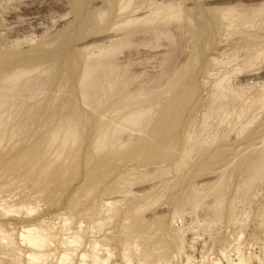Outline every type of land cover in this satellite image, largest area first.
<instances>
[{
    "label": "rangeland",
    "instance_id": "rangeland-1",
    "mask_svg": "<svg viewBox=\"0 0 264 264\" xmlns=\"http://www.w3.org/2000/svg\"><path fill=\"white\" fill-rule=\"evenodd\" d=\"M0 1H2V4L0 3V6L2 5V10H0V33L2 32L5 35L0 36V44H10L16 39L23 41V38L25 39L27 36V31L25 33V31L21 30L22 28L16 29L17 27H15V24L13 23L14 21H17V17L19 15V19H28L33 16H43L50 18L58 17L71 12L69 20L72 21V23L68 28L62 31L63 33L61 32L62 34L59 40L52 48H48V50L45 51V54H49H46V56L48 58L50 56V59L53 61L55 60L54 62L58 61L55 63L54 70L48 74V83L53 84L54 81L61 77V75H63L62 77L64 80L68 79L69 81H67V86L62 91L59 90L60 93L58 92L60 100L66 98L68 95L73 96L72 93H74L75 97L77 96L76 98H78V91L76 90L75 85L79 76L80 57L78 55L77 48L80 45L82 46L83 42L88 43L95 40L92 38L96 37V35H99V31H102L101 27H99L97 30H94L91 27L89 28L86 24H83V18L85 15L87 16L88 11V8L86 7L87 5H83L84 3L88 2V0H31L28 2L18 0L14 2L10 1V5L8 4V0ZM5 1L7 2L5 3ZM215 1L217 0H187V3L189 2L187 6L194 5L196 7V10H194L200 14V16H198V14L196 16L195 13H193L195 12L194 10L191 12L195 22L194 27L190 28L188 31L189 35L187 34V36H185V34L179 33L177 35L174 32V42L173 38L170 42L169 38L163 37L166 39L161 38V42L159 39L157 43V46H166L172 43L174 46H172V48H174L172 50L173 53L174 50H176V55L171 54L172 57L174 55V57L171 58L172 60L170 59L169 61L167 59V64L165 63L166 60L163 61L162 64V67L165 65L164 67L166 68L170 64L169 68H172V71L169 68L164 69V67L161 69L166 70L167 72L169 70V73L171 72V79H169L168 76L170 81H178V86L172 87L171 90L173 92L170 94L169 98H175L176 96L183 93L185 96V94H189L192 90H200V93L202 91V80L205 79L207 76L206 73L209 72L207 71L209 69V64L212 65L209 62V59L211 58L210 56L213 57L211 54L213 53L214 48L212 39L214 29L202 24L206 21L212 20L213 16L216 14L214 11H210L208 9ZM218 1L217 2L220 3V1L223 2L224 0ZM244 1L247 2V0ZM217 2L214 4L216 5ZM27 4H31L32 7L28 9L25 7ZM206 4L210 5L207 6ZM80 5H82L81 8L83 7L84 9L83 15H78ZM7 26L10 28H7ZM2 30H5V32ZM40 34L41 31L36 32V35ZM7 36L10 37L9 40L11 39L13 41L10 40L11 42H6L8 39ZM23 43L20 44L22 49L28 50L27 48L29 46ZM155 43L156 42L152 44ZM157 46L150 45L146 49L148 51H152ZM141 52L146 53L144 51ZM145 56L146 54H143V58L147 59L148 57ZM168 57L164 58L166 59ZM141 58L142 55L139 56V61H137V63L140 62L139 64L142 67H138L139 64L135 65V68L133 67L134 71L140 69L137 71L138 75L142 72V74L137 77L140 79L135 78V80L134 77H131V75H126L122 79V81L126 83V87H124L123 92H126L127 90L131 91L129 89L134 90V88L136 89L138 86L143 87L145 85V90L147 88L151 89V87L152 89L155 88L157 83L155 82L154 77H156V75L159 73L162 59H148L146 60V63L144 62L145 60L143 58V60H141ZM174 58L177 59L175 60ZM180 63H185L183 64L185 66V70L184 68L182 69L183 71L181 69L177 70L175 74V66L179 65ZM261 63L262 62L250 68H253L252 70L257 69L258 72L257 70L255 72L258 73V76L264 75V63H262L263 67L260 65ZM146 65L147 67H145ZM136 66L138 69H136ZM143 66L145 68H143ZM215 66L213 68L210 67L209 70H215ZM229 66L230 65H228V67ZM143 69H145V71ZM252 70L249 71L248 69L249 72H254ZM61 72L65 73L61 74ZM244 72L247 74L249 73L247 70ZM246 73H244L241 77H243ZM174 74L175 78H173ZM236 76H233L231 80L233 84L237 83L236 81L238 79ZM234 78L236 81H234ZM166 79L167 77L163 78L162 81L159 82L161 86L165 85V90H160L159 95L164 94L167 89L170 88V86L168 88L170 82L168 83V79ZM165 83H168V85ZM130 86L137 87L131 88ZM149 90L147 89V91ZM55 91H57L56 88L52 90V92L56 94ZM198 91L195 92L194 99L196 94H199ZM50 95L51 93L48 94V96ZM137 102L138 101H136V103ZM86 107L87 106H83V104L79 102L78 113L84 114L86 112L87 115H90L91 109ZM185 108L186 109L180 116L181 119L179 118L178 122H167V125L165 126L166 130L164 129L165 131L163 130L161 133H158V136L155 133L152 135V131L149 129L147 130V133L145 132L144 138L141 137L143 135H139L141 132L140 130H136V132L134 131L136 135H139L137 137L135 134H133V132H131L133 131V129H131L129 134H132H130V136L135 135L137 138L134 136V139H140L139 141L136 140V142H138L137 144L134 143L135 140L133 139V143L131 142L132 145L130 144L128 147H125V149L123 148V150L118 149L115 151H106L104 153H96V155L93 153L90 147L92 122H86L84 120L85 122H80V135L77 137L78 139L74 149H72L73 151L71 150L72 153L70 158H67L65 155L64 158L58 161L55 159V156H52L50 161H53L52 159L56 161H53L54 164L51 166V168H48V170L46 169L43 171V173L41 171L44 168L43 165L46 164L45 160L40 164L38 159L41 158V153L44 152L46 149H44V147H46V143L50 140V136L48 135L49 133H46L49 131L50 125L46 122V125L44 126V120L39 121L40 123L33 122V125L31 122H29L30 126H28V123L22 130L26 129L27 131V128H30L31 125L32 129L27 131L26 134L24 131L23 135V131L21 130V133L19 131L17 134L21 135L16 136V134L15 138L13 136L14 139L12 138L11 142L9 140L10 135L8 133L5 137L6 139L3 141L4 143L0 145V186L6 185V187L2 186L0 188V224L5 227L8 233L10 231V237H12L14 240L16 239V243H19V248L22 249V252L20 251V255L15 252L8 257L0 255V264H29L28 259L26 256H23L22 253H29L32 252V250L22 243L24 241V237L21 236L23 234V230L37 226L39 227L37 231H39L42 230V228H40L42 226L44 229H49V231L55 229L54 232L56 233H59L62 229L61 233L63 234L64 229L67 230L69 226H71L69 228L73 229L79 224L82 225L81 229L84 228L86 233H84L82 230L80 231V238H72L71 241H69L72 242L73 240H77L78 244L80 245L84 243L81 248H79V253H83L86 249L85 246L89 247L90 242L94 241V239L96 241L105 238L102 243L103 245L107 246L101 247L103 250L100 249L101 251L99 252V255L100 258H104L103 260H107V264H188L189 261H191V264H264V182L261 181V183H257L256 185L257 181L255 180L256 182L255 185L253 184V190L249 188L252 187L250 184L248 188L251 189V192H249V196L247 195V197H245V189L247 186H244L245 188L242 187V190H245L243 192L240 190V183L243 178L247 176V174L244 173L242 169H233V172H231L230 168L228 172L225 173L227 176V183H229L224 185V187L227 188V190L224 188L226 190L225 194L227 200H225V208L223 209L224 211L222 213L223 215L221 214L220 216H218L216 210L211 207V204L214 200L209 196L207 198L206 192L204 193V196L207 199L204 197L201 204L196 208L190 204L191 201L188 199L192 195V192L200 193L201 191L200 195L203 194V182H205V180L207 181L209 179L213 180L214 178H217V175L220 174V170L218 171L220 165L230 160L233 161L234 158L235 160L233 162L237 164L242 157L249 153V148L251 149H249L250 152L252 151L253 153V149H257V147L261 145L260 140L248 142L245 138H248V135H256L255 131L261 130L258 129L260 128L258 126H260L259 124H262L264 120V118H262L264 116V110H261V115H257V119L254 121L255 123L253 122L252 126L248 128L246 132L247 136H244V134L243 137H238L236 140L237 137L232 133L233 135H230L228 137L229 140L227 139L226 141L228 144L222 140L218 143L215 142L217 144L216 145L213 141L214 135L205 134L209 137L211 135L212 139L206 137L209 141V145L202 144V147H200L199 144H194L193 146L197 147V150L200 148V151L196 153L194 150V152H192V156L194 157L191 160H186V164L181 165L182 169L180 167L177 169L175 168L176 165L174 164H177L183 159L182 155L185 153H183V151L185 148H187L186 140L188 136L186 135H191L193 131L195 134H193L194 136H191L196 138L197 132L196 130H193V126H195V129H197L199 125V120L195 123H190L192 117L191 115L193 113V109H190V104H188V107ZM259 118L262 119L258 120ZM216 121L217 120H215V123L218 125V122ZM213 122L214 120L212 121L211 125H213V127L217 126ZM192 124L193 126H191ZM189 125L193 129L190 128ZM225 126L226 125H224V127ZM262 126V130H264V126ZM40 127L42 129H40ZM171 127L172 129H170ZM188 127L192 129L190 130L191 132L188 131ZM224 127L222 128L221 126L220 128L224 129ZM152 128L153 127H151V129ZM35 130L37 134L35 133ZM186 132L189 133L187 134ZM129 134L126 135L128 136ZM7 138L9 141H7ZM142 139H144V141H142ZM13 141H15V143ZM220 143H226L223 144V146L225 145L226 148L230 146V150L228 148L226 149L225 147L222 149L220 147ZM14 144H16V146ZM212 145L214 146L213 149L211 148ZM207 149H211V151L206 154L205 151ZM217 149L219 151L214 152L217 151ZM28 153L30 155H28ZM51 154L52 152L50 151L49 156H51ZM64 160L67 161L65 162ZM159 164H163L161 165L162 168L160 167V170L158 168L160 166ZM164 164L167 165L168 168L164 167ZM156 165H158V167ZM156 167L157 169H155ZM161 169H163L162 173ZM214 170H216V172H214ZM120 173L123 174L120 175ZM212 174H214V176ZM126 180H128V182L131 184L130 186L123 183ZM153 182L156 183L157 186ZM121 185L125 186L124 188L126 189L129 188L130 190L134 191L147 189L146 187H150L151 185H155L156 188L148 192L149 195L146 194L144 196H138L137 198L134 197L131 199V195L125 197L122 193H118V191L123 189ZM195 189L198 192H196ZM159 193L161 194L159 195L160 197L157 195ZM13 194L15 196L14 199H12ZM154 194L157 195V198L156 196L154 197ZM9 195L11 196L9 197ZM150 198L154 201H152ZM155 198L157 200H155ZM5 199L6 201H4ZM114 200L116 202L115 207V204L111 206H103L104 202H114ZM232 200L238 204L237 206L240 211L247 213L244 215V218H242L243 221L238 224L230 223V221L228 222V204L232 202ZM121 201H125V203L122 204ZM4 203L5 205H3ZM126 203L128 204L126 205ZM148 203L153 204L150 205ZM8 204L9 206H6ZM118 204L120 205L118 206ZM140 204H145L147 206L145 207L146 209L134 214V209L137 208V206H140ZM110 207L115 208L116 211H113L115 214L112 212L114 218L109 221L107 220L108 217L105 211L106 209L110 210ZM181 207L183 209L182 213H180L182 211ZM192 208H194V210ZM206 209L209 210L207 211ZM43 221H45L44 224H41ZM122 223H126L123 225V227L125 226L124 228L122 227ZM50 224L54 226V229L52 228V225L49 226ZM54 232L53 234L58 235ZM82 232L84 234H82ZM238 235H241V237ZM59 237L60 236L58 235V239ZM64 239H66V237H64ZM236 239L239 240L237 241ZM50 243L52 244H50V247L47 250L50 253L52 252L53 255L49 257L50 260H47L46 264H55L56 259L61 252L60 250H63V248L60 246L58 248L59 241H56V239H54V242L53 240L52 242L50 241ZM73 243L74 241L71 244ZM78 244L74 246L72 245V247H78ZM87 250L89 249H86V251ZM89 255L90 254H88V256ZM91 257L92 255L88 257L87 264L89 263ZM15 258L17 261H14ZM77 261H79L78 257H76L75 263H77Z\"/></svg>",
    "mask_w": 264,
    "mask_h": 264
},
{
    "label": "bare ground",
    "instance_id": "bare-ground-1",
    "mask_svg": "<svg viewBox=\"0 0 264 264\" xmlns=\"http://www.w3.org/2000/svg\"><path fill=\"white\" fill-rule=\"evenodd\" d=\"M8 1L9 4L10 1L14 2L18 0ZM20 1L28 2L31 0ZM1 2L2 1H0V3ZM6 2L7 1H5V3ZM218 2L216 5L212 3L213 5L211 4L212 6L208 8L210 11H214L217 15L215 14L212 20L206 21L202 24L214 29V33L212 36L214 48L213 53L211 54L213 55V57H209V62L212 65L215 64L218 68L214 65L216 69L214 68L215 70H209L212 66L209 64V69L207 70L209 72L206 73L207 76L205 75V79L202 80V91L200 93V90H197L199 94H196V97H198H195V99L194 94L197 91L193 90L189 94H185V96L183 95V93L176 96L175 98H169L170 94L173 92L171 90L172 87L178 86V81H170L169 79H171V72L169 73V70L167 72L166 70L161 69H163V67L165 66L164 65L162 67L163 61L166 60L165 63L167 62V59L170 61V59L174 57V55L172 57L171 54L176 55V50H174L173 53L172 50L174 48H172V43H167L168 45L166 46H157L159 39L161 42V38L166 37L169 38L171 42V39L174 37V32L177 35L179 33L185 34V36H187L189 29L194 27L195 21L191 15V12H193L196 7L194 5L187 6L189 3H187V0H88V2L84 3L83 6L87 5L86 7L88 8V11L87 16L85 15V17L83 18V24H86L89 28L91 27L94 30H97L99 29V27H101L102 31H99L100 33L97 32L99 33V35H96V37L92 38L95 40L88 43L83 42V45H80L77 48L78 55L80 57L79 76L75 85V88L78 91V98H76L77 96L75 97V94L72 93L73 96L68 95L66 96V98L61 100L59 98V90L62 91L67 86V83L69 81L68 79L64 80L62 77L63 75H61V77L54 81L53 84L48 83V74H50L52 70H54L55 63H57L58 61L54 62L55 60L53 61L52 59H50V56L48 58L46 56L47 53L45 54V51H47L50 47L52 48L56 44V42L61 37V34L63 33L62 31L68 28L72 23V21L69 20L71 12L68 11L69 13L65 15L50 18H46L43 16H33L28 19H23L22 17V19H19V15L17 17V21H14L13 23L15 24V27H17L16 29L22 28L21 30L25 31V33L27 31V36H24L25 39L23 38V41L19 39L13 41L10 39L13 42H11L9 40L10 37L7 36L8 39L6 42L10 41L11 43L0 44V145L4 143L3 141L6 139L5 137L8 133L10 135L9 140L11 142L13 136L15 138V135L19 131L21 133V130L24 129L25 125H27L29 122H31L32 124L33 122L44 120V126L46 125V122L50 125L49 131L46 132L49 133L48 135L50 136V140L46 143V147H44V149L46 148V152L44 150V152L41 153V158L38 159L40 164L45 160L46 164L43 165L44 168L41 171L43 173V171H45L46 169L48 170V168H51V166L54 164L53 161H56L54 159H52L53 161H50V158L52 156H55V159H57L58 161L64 158L65 155L67 158H70V155L73 151L72 149H74V146L76 145L78 139L77 137L78 135H80V122H92L90 147L93 153H95L96 155V153H104L106 151H115L118 149L123 150V148L125 149V147H128L130 144L132 145L134 140V143L137 144L138 142H136V140L138 139L134 138L136 136L138 137L139 135H143L141 137L144 138L145 132L147 133V130L149 129L152 131V133L150 132L152 135H154L153 133H155L156 135L158 133H161L165 129L167 122H178L181 114L186 109L185 107H188V104H190V109H193L190 123H195L199 120L197 129H195V126H193V124L191 126H193L194 129L189 125L190 128L196 130L197 135L196 138H194L193 134H195V132L193 133V131L191 133V135L193 136L185 134L186 136H188L186 140L187 148L184 147L185 150H182L183 153L185 152V155H182L183 159L180 157L182 159L181 161H179L177 164H174L176 165L175 168H181V165L186 164V160H191L194 157L192 156V152H194V150L196 153L200 151V148L197 150V147L193 146L194 144H199L200 147H202V144L209 145V141L206 138L209 137V134L214 135V143L221 142L222 140L226 142L228 137L233 134H235V136L237 137L236 138L235 136H233L236 138V140L238 139V137H243L244 134V136H247L246 132L248 128H250L255 119H257V115H261V110H264V75L258 76V73L255 72L257 70L256 67V70H252L253 68L250 69L260 62L264 63V0H247V2L244 0H224L223 2ZM206 5L209 6L210 4ZM81 6L82 5L79 6L80 10L78 15H83L84 13V9L83 7L81 8ZM25 7L29 9L32 7V5L27 4V6L25 5ZM0 10H2V8ZM193 13H195L196 16L197 14L198 16H200V14L196 11ZM7 28L10 27L7 26ZM2 31L5 32V30ZM38 31H41L40 35H36V32ZM3 35L4 33L1 32L0 36ZM174 39L175 38H173V42ZM154 42L156 43L152 44ZM21 43L27 44L29 46L27 48L28 50H23L20 45ZM150 45L157 46V49L154 48L152 51H148L146 48H148ZM141 51H144L146 53H143ZM143 54H146L148 58L144 59ZM141 55L145 60L144 62H146V60L148 59H162L159 73L156 75V77H154L157 84L155 85V88L152 89L151 87L152 90L146 87L148 90L150 89L149 91H147V89L145 90V85L143 87L133 86L137 87V90L134 88V91L128 88L131 91L127 90L126 92H123L124 87H126V83L122 81V79L126 75H131V77H134L135 79L142 74L141 71V74L139 73L138 75L137 73V71H139L140 69L135 70L136 72L134 71V66L140 63H137V61H139L138 59ZM164 57L168 58L165 59ZM142 58L141 60H143ZM262 63L260 64L261 66L263 65ZM183 64L185 63H180L179 65L175 66V74L177 70H182L185 67ZM228 65L230 66L228 67ZM169 66H167V68H169ZM214 66H212L211 68H213ZM138 67L141 68L142 66H140L139 64ZM145 67H147V65ZM145 67L143 66V68ZM165 68L166 67H164V69ZM136 69H138L137 66ZM169 69L172 71V68ZM248 69L249 71L252 70L254 72H249ZM143 70L145 71V69ZM245 70H247V72L249 73L247 74L246 72H244ZM64 73L65 72H61V74ZM244 73L246 74L241 77ZM175 74L173 75V78H175ZM233 76H236L238 79L236 81V77L234 78V81L237 82L236 84H233L231 81ZM166 77L168 79V83H170L169 85L168 83L165 84L168 85V88L170 86V90L167 89L164 94L159 95V91L165 88V85L161 86L159 82ZM130 87L133 88L132 86ZM54 88H56L57 90L55 91L56 94L52 92ZM50 93L51 95L48 96V94ZM136 101L138 102L136 103ZM79 102L83 104V106H87L86 108L91 109L90 115H87L86 112L84 114L78 113ZM262 118H264V116ZM261 119L259 118L258 120ZM213 120V123H215V120H217L216 122H218V125L217 123H215L217 125L215 127L211 125ZM263 123L264 120L262 124ZM262 124H259L260 126L258 127L260 128L258 129L262 130ZM224 125L226 126L224 127ZM28 126H30V123ZM221 126L222 128L224 127V129H221ZM31 127L27 128V131L32 129ZM41 127L40 129H42ZM151 127H153V130L151 129ZM190 128L188 129L189 132H191L190 130H192ZM131 129H133V131H131ZM170 129H172V127ZM136 130H140L142 133L139 131L140 134L137 133L139 135H136L134 133V131L136 132ZM261 130H258L259 132L256 130V133L254 132L256 135H248V138H245L248 142L258 140L261 141V145L257 147V149H253V153L252 151L250 152L251 149L249 148V153L247 151L248 154L242 157L237 164L233 162L235 160L234 158L233 161L230 160L220 165L219 169L217 168L218 171L220 170V174L217 175L218 177L215 176L217 178H214L213 180H205V182H203L202 189L204 188V192H202V195H200L201 191L200 193L192 192V195L188 199L191 201L190 204L193 205L194 208L201 204L205 197L204 193L206 192L207 198L209 196L214 200L211 204V207L216 210L218 216L223 213V209L225 208V200H227L225 194L227 188L224 187V185H227L229 183H227V176L225 173L228 172L230 168L231 172H233V169H242L244 173L247 174V176L243 178V180L241 179V185L237 184L240 185V190H242V187L245 188L247 186V188L245 189L246 196L243 195L245 197H247V195L249 196V192H251V189L253 190V184L255 185L256 181V185L257 183H261V181L264 182V130ZM22 131V135L24 134V131L25 134L27 132L26 129ZM130 131L133 132V134H135L136 136H130V134H132H129ZM126 134H129V137ZM19 135L21 134H17L16 136ZM211 135L209 138H211ZM8 138L7 141H9ZM142 141H144V139H142ZM13 142L15 143V141ZM214 143L212 142L213 145ZM226 143L228 144V142ZM223 144H221L220 146L222 149H224L225 147V145L223 146ZM14 145L16 146V144ZM213 145L211 147L212 149L214 147ZM227 148L230 150V146ZM219 150L217 149V151L214 152H218ZM50 151L52 152L51 156H49ZM209 151H211V149H207L205 153L207 154ZM29 153L28 155H30ZM67 160L64 161L66 162ZM159 165V167L158 165L156 166L160 170V167L162 168L161 165L163 164ZM157 167L155 169H157ZM164 167L168 168L167 165H165ZM216 170H214V172H216ZM162 171L163 169H161V173ZM122 174L120 173V175ZM212 175L214 176V174ZM125 182H128V180H126ZM125 182L123 183L128 186L131 185L129 182ZM250 184L252 187L249 188L251 189L248 188ZM123 185H121L123 189L118 191V193H122L125 197L131 195V199L134 197L137 198L138 196H144L157 186V184L156 186L151 185L150 187H146L147 189L134 191L130 190L129 188H124L125 186ZM2 186L6 187V185ZM2 186H0V188ZM196 192L198 191L196 190ZM157 195L158 197H160L159 195L161 194L159 193ZM157 195L154 194V197L156 196L157 198ZM10 196L11 195H9V197ZM12 197V199H14V194L12 195ZM156 198L155 200H157ZM207 198L205 197V199ZM115 200L114 202L109 201L111 203L104 202L103 206L105 207L114 205L116 203ZM4 201H6V199ZM123 203H125V201H123L122 204ZM127 204L128 203H126V205ZM3 205H5V203ZM119 205L120 204H118V206ZM146 205L140 204V206H137V208L134 209L135 213H133L136 214L141 212L143 209L145 210V207L148 206ZM228 205V222L230 221V223L233 224L242 222V218H244V215L247 213L240 211L237 206L238 204H236L233 200ZM6 206H9V204ZM115 206L116 204L114 205V207ZM112 207H110V210L106 209L105 211L108 217L107 220L109 221L114 218L113 213L116 211L115 208ZM194 208L192 209L194 210ZM182 212L183 209L180 213ZM44 222L45 221H43L41 224H44ZM52 224H50L49 226H51ZM124 224L122 223V227ZM81 226L82 225L79 224L76 228L74 227L73 229L69 228L71 226H67L68 228L65 227L67 228V230L64 229V232L62 231L63 234L61 233L62 229L60 230V232L58 231L61 234L54 232L55 229L53 225L52 228L54 230L52 231H49V229L47 228L44 229L42 226L40 227L42 228V230L39 231H37L39 228L37 226L27 228L26 230H23V234L21 235L22 237H24V241L22 243L28 246L32 250V252L24 253L25 255L22 253V255L26 256L29 264H46L47 260H50L49 257L53 255L52 252L50 253L47 250L50 247V244H52L50 243V241L52 242L53 240L54 242V239H56V241H59V245L57 244L58 248L60 246L61 248H63V250H60L61 252L57 257L55 264H87V259L88 257H90V255H92V257L90 258L88 264H107V260H103L104 258H100L99 255V252L101 251L100 249H102L101 247L107 246L103 245L102 243L105 238H98L99 240L96 241L95 239L94 241L90 240L92 242L89 241V247L85 246V248L89 250L86 251L85 249L83 253H79V248H81L84 243L80 245L78 244L77 240H73L74 243L71 244L73 242H70L71 239H77L80 235V231L83 230V232L86 233L84 231V228L81 229ZM53 232L60 236V240L58 239V235L53 234ZM83 232L82 234H84ZM9 234L10 231L8 233L5 227L0 224V255L8 257L15 252L20 255L22 249L19 248V243H16V239L14 240L12 237H10ZM238 236L241 237V235ZM64 237H66V239H64ZM75 243L78 244V247L75 246L77 248L72 247V245H76ZM88 254L90 255L88 256ZM76 257H78L79 259L77 263H75ZM15 260L17 261L16 258L14 259V261ZM188 264H191V261H189Z\"/></svg>",
    "mask_w": 264,
    "mask_h": 264
}]
</instances>
